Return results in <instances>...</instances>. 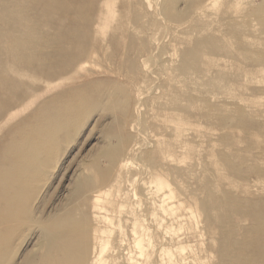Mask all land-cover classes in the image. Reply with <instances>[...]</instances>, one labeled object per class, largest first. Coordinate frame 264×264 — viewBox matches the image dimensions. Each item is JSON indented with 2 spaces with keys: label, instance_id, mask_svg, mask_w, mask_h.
<instances>
[{
  "label": "rangeland",
  "instance_id": "1",
  "mask_svg": "<svg viewBox=\"0 0 264 264\" xmlns=\"http://www.w3.org/2000/svg\"><path fill=\"white\" fill-rule=\"evenodd\" d=\"M9 1L14 7H20L21 4L26 6L28 16L15 13V18L20 21L23 17L28 24L33 23L34 36L49 35L52 38L56 34L58 38L65 28H72V22L66 26L67 16L60 17L53 8L49 11L54 13L49 16L48 12L41 9L43 6H40L42 3L39 0ZM88 1L85 2L87 6L93 1L97 7L92 3L91 12L96 11L95 15L91 13L93 23L88 18L91 16L89 11L84 18L91 22L87 24L91 28H85L91 32L86 34L85 51L73 49L77 51L75 56L80 55V60L72 64L69 74L57 80L45 75L43 78L19 64L11 67L9 57L6 58L8 51L4 47L9 27L6 28L0 22V56L2 54L5 62V68L0 71V141L6 134H12L14 129L19 128L15 130L18 132L23 130L24 123L37 121L36 116L44 109L41 106H46L53 100L51 98H56L58 105L62 103L68 108L72 100L66 94L73 93V97L77 95L74 98L77 101L76 110L79 111L72 119L76 123L70 122L73 125L69 124L65 131L58 130L56 136L59 138L55 136L54 139L57 140L54 141L57 148L49 156L40 178L32 181L29 199L32 220L29 218L30 224L25 228L15 230L20 239L16 240V252H13L15 254L11 263L20 262L34 242L41 239L43 221H49L54 213L70 206L67 198L72 182L81 170V163L88 160L101 144L100 126H110L109 114L115 111L121 115L119 125L125 129L123 132L130 142H127L124 154L118 161L125 166L121 167L117 176L118 183L113 181L115 188L112 195H103L101 203L105 211L93 206L92 198L97 191H90L86 196L85 209L90 221L106 230L102 239L106 238L110 242L104 262L91 259L89 254L85 264H219L221 248L239 243L244 235L248 236L245 232L251 226L248 214L259 213L264 208V0H178L175 8L184 11V14L181 18L167 20L154 10L155 4L158 1L161 4L163 0H128L129 6L127 0H106L110 1V8L113 6L115 9L112 7L113 17L103 8L100 18L96 16L97 9L105 1ZM48 2L51 3L50 0ZM199 2L205 5L208 2L209 5L202 6ZM4 7L6 4L0 0L1 16ZM37 7L41 9L40 14ZM85 10H88L86 6ZM148 12L152 13L151 17ZM126 13L127 17H123ZM44 14L55 20L54 25L60 23L59 27L55 25L54 29L45 25ZM56 27L64 28L56 31ZM136 27L139 29L136 30ZM15 29L10 32L20 30L19 27ZM131 35L133 37L129 41ZM199 39L205 43L198 45ZM135 41L137 44L145 42L136 48ZM130 43L134 44L131 46ZM127 44L132 50L127 48ZM143 44L147 46L144 45L146 49ZM146 50L147 54H144ZM90 51L95 54H90ZM178 65L183 66L182 69ZM123 67L124 70L128 68V71L125 72ZM91 76L92 79L89 78ZM87 80L97 81L98 88H103L98 91L106 92L109 87L115 86L109 88V91L114 90V102L103 107L98 104L94 106L87 100L89 92L75 94L76 89L81 88ZM106 80L108 83L105 85ZM114 82H117V86ZM96 89V92H90L91 98L98 94ZM66 98L67 102L62 101ZM139 144L142 147L140 149L137 147ZM136 147L139 151H135ZM135 152H138L137 155ZM139 193L143 195L140 197ZM92 214L98 217L94 219ZM102 215L111 219H103ZM31 221L34 223L31 224ZM138 239L140 243L142 241L141 247H138ZM100 240L101 236L96 241L97 246Z\"/></svg>",
  "mask_w": 264,
  "mask_h": 264
},
{
  "label": "bare ground",
  "instance_id": "2",
  "mask_svg": "<svg viewBox=\"0 0 264 264\" xmlns=\"http://www.w3.org/2000/svg\"><path fill=\"white\" fill-rule=\"evenodd\" d=\"M19 1L23 2L25 0H19ZM47 1H49V0H47ZM47 1L46 0H39L38 1V2L42 3V5H40V6L44 7V8L42 7L41 9H43L45 12H48L49 16H50V14L52 15L54 12L51 13L49 10L53 8L54 11L56 12V14L58 13L60 17L61 16H65L66 17L67 16L66 18H68V21H67L66 18H62V19L66 20L68 22L67 23L65 21L68 24V25L66 24V26H69V23H71V22L73 24L72 28H70V26H69V28L67 27V28L64 29V31H62L61 37H58L59 34L57 35V37L59 39L55 37V35H56L55 33H54L55 35H52L53 36L52 38H49V35H46V37H44L42 35L34 36L35 26H34L33 23H32V25L28 24L26 20H23L24 19L23 17H21V18L19 17L20 21H17L16 18H15V13H21V14L23 13L22 15H24L26 17L28 16L27 10L25 8L26 6L25 5L22 6V4H21L20 7H18V6L14 7L10 3L9 0H7V2H6V0H3L4 4H6V7H4V11L2 13V16L0 15V18H1L0 22L6 28L9 27L8 28V33L5 36L6 37V43H5L4 47H5V51H6V49L8 51L7 52L8 54H7L6 58L9 57V60L11 62V67H12V65L19 64L20 66H23V67L25 66L26 68L28 67L31 71L39 73V75H42V77H43V75H45V76L52 77L53 79L56 78V80H57V78H60V77L62 78L63 75L69 74V72L71 71L70 67L72 66V64L74 62H76V61L78 62L80 60L79 59V56H80L79 54H81V53L78 52L79 56H77V54H76L77 57L75 56V53L77 51L84 50V47H85L84 43H85V45L87 44L86 43L87 42L86 41V37L88 35L87 32H90V30L89 31H87V30L91 28V25L87 26V24H89L90 21L91 22L93 21L92 19H94V18H91V17H92V14L96 13V11L94 13L91 12L92 11L91 7L94 4L93 1H92L93 4L90 2V4L88 6L85 3L86 1L89 2L88 0H85V1H83V0H50L51 3H49V2L47 3ZM103 1H105L103 6H100L99 9H97L98 10V14L96 16L99 17V18H100V14L103 11V8H106V10L108 12V15L109 14L112 15L113 14L112 12H114V10H115L113 6L112 7H113L114 10H112V7L110 8V1H107V2H106V0H103ZM153 1H156V0H153ZM177 1L178 0H167V2H166V1L163 0L161 4H159V1H158L157 4H155V9L154 10H155V12L157 11V13L159 12V14L161 13L162 14L161 17L164 16L166 18V20L168 18H174V19L181 18V16L184 14V11H181V10L179 11L178 9L175 8L176 7L175 3ZM127 2H128V0L126 1V3ZM200 2H199V4H201L203 6L204 3H200ZM203 2H204V0H203ZM214 2H216V1H214ZM41 3H39V4H41ZM83 3L85 4L86 8L88 9L87 11L85 10V6H84ZM111 3H112V1H111ZM207 3H206V5L205 4L204 5L208 6L209 4L207 5ZM94 5H95L94 7H97L96 4H94ZM114 6H115V4H114ZM127 6H129V2H128ZM127 6H125V7H127ZM115 8H116V6H115ZM137 8H138V6H137ZM149 8H150V6H149ZM41 9L38 8V13L39 14H40L39 10H41ZM130 9H132V8H130ZM43 10H42L41 14H43V12H44ZM121 10H123V8ZM154 10H152V12ZM201 10H202V7H201ZM88 11L90 12V15H91L90 17H88V18H91L90 21H88L89 20L88 18L84 19L88 15ZM123 12H124V10H123ZM125 12H126V10H125ZM30 13H32V12H30ZM48 13H47V15H48ZM118 13L119 12H117V14ZM136 14H138V13H136ZM151 14H150V17H151ZM47 15L44 14V16H42L43 17V21L45 20L44 21L45 23L43 21L42 22L45 25H48V26H51V27H54L55 25H58V27H59L60 23H58L56 21L57 24L55 23V25H54L55 20L53 21L52 18H47L48 17ZM70 15H72V16H70ZM104 15H105V13H104ZM53 16H55V15H53ZM122 16L123 17H125V16L127 17V13H126V15H122ZM134 16L135 15H133V19H134ZM192 16H191V18H192ZM42 17L40 19H42ZM103 17L104 16H102V19H103ZM106 17H107V15H106ZM112 17H113V15H112ZM157 17H158V14H157ZM165 18H163V21L165 20ZM55 19L57 20V16L55 17ZM113 20H114V18H113ZM123 20H125V19L123 18ZM128 20H130V18ZM150 21L153 22L152 19ZM171 21H172V19H171ZM18 22H19V24L21 26H19ZM63 22L64 21H62V24L64 25ZM85 22H88V23L85 24ZM91 22H90V24H91ZM164 22H166V21H164ZM76 24L79 25V27H78L79 29L77 28ZM127 24H129V23L127 22ZM130 24L134 25L135 23L134 24L130 23ZM66 26H64V27H66ZM86 26H87V28L88 27H90V28H88L86 30L85 29ZM17 27H19L20 30H18L16 32L15 31H13V32L11 31L10 32L11 29H15ZM58 27H56V31H57V29L61 30L62 28H64V27H62L61 29H59ZM148 28H149V26H148ZM39 29L40 28L38 27V30ZM54 29H55V27H54ZM135 29L137 30V29H139V27L138 28L136 27ZM148 30H150V28ZM39 31H41V29ZM125 31H126V29H125ZM142 31H141V33H143ZM44 32H45V34H47L46 31H44ZM44 32H43V34H44ZM135 32L137 33V31H135ZM123 33L125 34V32H123ZM130 33H132V32H130ZM145 33H146L145 35H147V32H145ZM90 34H91V32H90ZM132 37H133L132 35L130 36V38L128 37L129 41H130V39ZM33 38H36V41L32 42ZM60 38L66 40V41L62 42L64 40H62ZM89 38H90V35H89ZM149 39H151V38H149ZM204 39H205V37H204ZM138 40H139V38H138ZM136 41H137V39H136ZM136 41H135V45H134L135 47L137 45H139L140 43L142 44V42H143L142 41L139 44H137L138 41H137V43H136ZM145 41H147V40H145ZM132 42H134V39L132 40ZM113 43H114V41H113ZM125 43H126V41H125ZM203 43H205L203 40H201V39L197 40V44L198 45H201ZM133 44L134 43H130L131 46ZM122 45H123V43H122ZM144 45L145 44H143L142 46L144 47ZM211 45H212V43H211ZM151 46H150V48H151ZM49 47H51V48H49ZM128 47H129V45L127 46V48ZM47 48H49V50H46ZM146 48H147V46H146ZM71 49L72 50L73 49L74 50L77 49V51L75 52L73 50L74 53H71L70 52ZM93 49H94V47L92 48V50ZM90 50H91V48H90ZM130 50H132V49L130 48ZM147 51L148 50H146V53L144 52V54H147ZM152 51H153V49H152ZM0 52H1V49H0ZM124 52L126 53V51H124ZM185 52H186V50H185ZM89 53L92 54L93 51H90ZM206 53H207V51H206ZM93 54H95V53H93ZM136 55H138V54H136ZM194 56H196V55H194ZM154 57H156V55H154ZM211 57H213V56H211ZM2 58L3 57H2V54H1V56H0V71L2 70V68H5V66H4L5 62H4V59H2ZM89 58H91V57L89 56ZM129 58L130 57H128L127 60H129ZM131 58H133V57H131ZM191 59H192V57H191ZM158 61H160V59ZM207 61H208V58H207ZM211 61L213 62V60H211ZM87 62H88V60L86 61V63ZM126 62H124V64ZM134 63H132V65ZM154 65H152V67ZM179 66L180 65H178V67ZM194 66H196V65H194ZM138 67H137V69H138ZM181 67H183V66H181ZM181 67H179V68H181ZM199 67H200V65H199ZM122 69L124 70V67ZM10 70H12V68H10ZM117 70H118V68H117ZM124 71L125 72L128 71V68H127V70H124ZM176 71H177V69H176ZM179 71H181V70H179ZM132 72H130V73L132 74ZM187 72L188 71H186V73ZM182 73L184 74L183 71H182ZM182 73H180L179 75H181ZM125 74L128 75L127 73H125ZM135 74H134V76H135ZM96 75H98V74H96ZM96 75L94 76L95 78H96ZM92 77L93 76H91L89 78L92 79ZM173 77H175V76H173ZM52 78H50V79L47 78V79L53 80ZM87 81L88 82L87 83L85 82V84H83L84 86L82 85L81 88L76 89V91L73 90V91H75V94H78V92H79V94L80 93L84 94L85 92H89L88 93V97L86 96L87 100L89 101L90 104L94 103V106L96 104L102 106L104 104L106 105L109 102H114V100H113L114 99L113 95L115 94L113 92L114 90L109 91V88H110L109 86L111 84H108L109 85V86H107V88L109 87L108 91L106 90V92H105V91H100V90L98 91L99 88H101V89H103V88L102 87L98 88V82L97 81H95V80H92V81L87 80ZM16 82H17V80H16ZM102 82H103V80H102ZM111 82H113V81L111 80ZM104 83L106 85L108 83L107 80L104 81ZM115 83H116V86H117V82H114V84ZM10 84H11L10 85L11 87H14V84H12V83H10ZM75 87H77V86H75ZM113 87H115V86H111L110 89H113ZM95 88H97L96 90L98 91V94L95 95L94 98H91L92 96H90V94H91L90 92H92V91L96 92ZM117 88H119V87H117ZM104 89H106V88H104ZM148 93H150V92H148ZM124 95H125V93H124ZM53 96H54V94H53ZM76 96L74 95L75 98H76ZM125 96H127V94ZM66 97L72 100V102H69L70 105H71L70 107L67 108V107L64 106V104L61 103L62 101L67 102L66 101V100H68L67 98L65 100L62 99V101L60 99L61 102L60 101H58V102H60L61 104H59V105H58L57 101L55 102L56 98L55 99L51 98V99H53L52 101L50 100L51 102H49L47 104V102L49 101L48 100L45 103V105L47 104L46 106H41V108L43 107L44 109L40 110L39 109L40 107L38 108V110H40V112L35 118V119H37V121L35 120V122H33V123H29V122L28 123H24L23 124V127H24L23 130L21 129V131L18 132V131H15V130H18L19 128L14 129L12 134H9V133H8V135L6 134V136L3 137V139L0 141V264H12L11 260H12V258L14 256V254H15L13 252H16V250L14 251V247L16 246L15 243H16L17 238L20 239L16 235V231L15 230L18 229L19 227H21V228L24 227L25 228L27 224H30V223H28L29 222V218H30V220H32L31 213H30V207H29V204H30L29 203V199H30V194H31L32 181L35 180L37 177L40 178V176L42 175V169L45 168V166H47L46 164L48 163L49 156L51 154H53L55 149L57 148V146L54 143V141H55L54 139H56L55 136L58 135V130H64L65 131V130L68 129V127L70 125H73V124H70V122L76 123V122H73L72 119H74V117L77 115V112H79V111L76 110L77 109V101L73 97V93H72V95H71V93H70V95L66 94ZM190 98H191V96H190ZM78 100H79V98H78ZM193 100H195V98ZM80 101H82V100L80 99ZM88 101H85V102H88ZM127 101H129V99ZM55 103L57 105H55ZM40 105H42V104H40ZM102 107L101 108L99 107L100 110L102 109ZM193 107H195V106H193ZM1 108L2 107H0V111H1ZM128 109H130V108H128ZM98 112H97V114H100ZM106 112L108 114V112H110V110L106 111ZM173 112H175V111H173ZM130 113H132V112H130ZM191 113H192V111H191ZM128 114H129V112H128ZM137 114H138V112H137ZM169 115H171V112H170ZM169 115H168V118H169ZM104 116H105V114H104ZM109 116L111 117L110 118L111 119V125L110 126H105V127H101L100 126V132H101L100 143L101 144L99 145V147L97 148L95 153L93 155H91V157L88 160H86V161L81 163L82 164L81 170L77 172L78 175L75 177V179L72 182V186H71V188L69 190L70 192H69V195H68V198H67V203L70 206L65 207V208L63 207V209L60 210V212H57L56 214L54 213V215L50 216L49 221H47V222L43 221L42 222L41 228H40L43 231V233H41V239L39 241L36 240L37 242H34L35 243L34 246L33 247L31 246L30 250L27 251L26 253L24 252L25 255H23L22 260L20 262H18V263H14V264H85L86 260L88 259V255L89 254L92 257L91 259L96 258L97 260H99L101 262H104V260H105L104 256H106L104 254H105V251H106L107 246H108L110 241L108 239H106V238L102 239V236L105 234L106 230L96 227L95 223H93L94 224L93 225L92 224L93 221L92 222L90 221V216H89V214L87 213V211L85 209V200L87 198L86 196H87L88 192L97 191V193L94 194V196L92 198L93 203H94L93 206L95 208H97L99 211H103L104 212L106 208L101 203L103 201V195H112V192L114 191V188H115V185L113 184V181H116L117 176H119L120 171L123 168L122 166L124 165L123 162H118V161L121 160L120 158H121V156H123L122 153H123L124 148H125V146H126V144H127V142L129 140L127 141V137L125 135L126 133L124 134V132H123V130H125V129H121L120 128L121 126L119 125V117L121 115L118 114V113L116 114L115 111H114L112 114H109ZM140 118H139V120H140ZM136 121L138 122L137 118H136ZM166 121H168V120H166ZM175 121H177V120H175ZM184 121L186 122L187 120H184ZM189 121H187V122H189ZM168 123H169V121H168ZM172 123H174V120H173ZM193 124L194 123H192V125ZM101 125H103V123ZM136 126H137V124H136ZM134 127H135V125H134ZM135 129H137V127H135ZM66 134H68V132ZM56 137L59 138V136H56ZM112 139H114V140L111 141ZM146 141H144V142H146ZM55 142H57V140ZM147 143H143V145L145 146V144L147 145ZM56 144L58 145V143H56ZM129 146H131V145H129ZM137 147L139 148V147H141V145L137 146ZM138 148L135 151H137ZM152 152L155 153L156 150H155V152L154 151H152ZM137 153H136V155H137ZM143 158L141 160H143ZM148 165H150V164H148ZM155 175H157V174H155ZM163 176H161V177L163 178ZM159 183L161 184V182H159ZM160 188H161V186H160ZM102 189H104L103 190L104 192H102ZM167 193H169V192H167ZM139 195H140V193H139ZM142 195L143 194H141L140 197ZM64 205H66V204H64ZM113 211H115V210H113ZM97 214H98V212H97ZM100 214H102V213H100ZM106 215H102L101 218L107 219L108 217ZM108 215L110 216V214H108ZM92 216H93L94 219L98 217V216L96 217L95 214H92ZM248 216L250 218V223H251V226L245 229V232L248 233V236L246 237V235H244L245 236L244 239H242V241H239V243H234V244H232V245H230L228 247L221 248L219 264H232L233 262H236V263L237 262H241L242 264H264V208L259 213L258 212H255V213L253 212L252 214L249 213ZM110 219L108 218V220H110ZM33 223L34 222L31 221V224H33ZM34 225H36V224H34ZM106 227H108V226H106ZM137 235H138V233H137ZM100 236H101V240H100V242H99V244L97 246V242L96 241L98 240V238ZM37 237H38V235H37ZM141 243H142V241H141ZM141 243H140V240L138 239L137 240L138 247H141L140 246ZM142 246H144V245H142ZM142 248H144V247H142ZM139 250H142V249L139 248ZM116 255H117V252H116ZM116 255H115V257H116ZM113 256H114V254H113Z\"/></svg>",
  "mask_w": 264,
  "mask_h": 264
}]
</instances>
